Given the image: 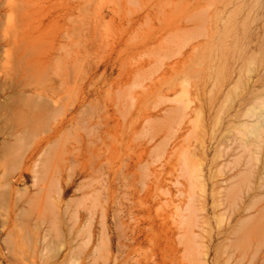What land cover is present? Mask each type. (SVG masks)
Listing matches in <instances>:
<instances>
[{"label":"rangeland","instance_id":"1","mask_svg":"<svg viewBox=\"0 0 264 264\" xmlns=\"http://www.w3.org/2000/svg\"><path fill=\"white\" fill-rule=\"evenodd\" d=\"M0 264H264V0H0Z\"/></svg>","mask_w":264,"mask_h":264},{"label":"bare ground","instance_id":"2","mask_svg":"<svg viewBox=\"0 0 264 264\" xmlns=\"http://www.w3.org/2000/svg\"><path fill=\"white\" fill-rule=\"evenodd\" d=\"M32 18V17H31ZM18 47H20V48H18V50H21V52H23L22 51V48H21V46H18ZM15 48V47H14ZM17 49L15 50V51H18ZM28 50V49H27ZM14 51V49H13V53L15 52ZM26 51V50H25ZM24 53V52H23ZM28 54H29V52H27ZM26 53V54H27ZM15 54V53H14ZM28 54L27 55H25V57H27L28 56ZM24 57V56H23ZM30 58H31V56H29ZM32 58H34V57H32ZM34 65L35 64H33V67H34ZM32 66V65H31ZM33 67H29V68H33ZM27 69L25 70V71H27L28 70V72L30 73H32V71H31V69L29 70L28 69V67H26ZM24 71V70H23ZM24 71V72H25ZM27 72V73H28ZM29 73L28 74H26L27 75V77H31L32 75H30V76H28L29 75ZM19 74V73H18ZM21 74V73H20ZM33 74V73H32ZM18 75L16 74V77H17ZM22 77V76H21ZM18 78H19V76H18ZM24 78V77H23ZM23 78H21V79H23ZM25 79V78H24ZM30 80L32 79V78H29ZM26 80H28V79H26ZM31 115H33L32 116V120L34 119L35 121H36V114L34 113V112H32V114ZM30 126H28V128H29ZM44 130L48 133V135H50V136H52V134L54 133V130H52L50 127H44ZM43 145H44V141H39V142H37L33 147H32V151H33V154H32V157L34 156V154L36 153V152H38V151H41V149H42V147H43ZM30 151V150H29ZM28 151V152H29ZM32 153V152H31ZM25 161V160H24ZM21 166V165H20ZM43 208V207H42Z\"/></svg>","mask_w":264,"mask_h":264}]
</instances>
